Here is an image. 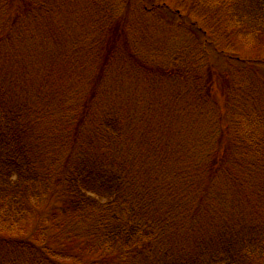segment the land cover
Returning a JSON list of instances; mask_svg holds the SVG:
<instances>
[{"label":"trees","instance_id":"1","mask_svg":"<svg viewBox=\"0 0 264 264\" xmlns=\"http://www.w3.org/2000/svg\"><path fill=\"white\" fill-rule=\"evenodd\" d=\"M150 1L0 0V264H264V115L210 65L160 112L188 74L138 50ZM167 9L264 45V0Z\"/></svg>","mask_w":264,"mask_h":264},{"label":"rangeland","instance_id":"2","mask_svg":"<svg viewBox=\"0 0 264 264\" xmlns=\"http://www.w3.org/2000/svg\"><path fill=\"white\" fill-rule=\"evenodd\" d=\"M152 3H156V5L161 3L162 7L157 9L154 15H147L140 23L134 25L137 26L134 33L137 34L136 38L139 42L138 50L146 59L152 62L166 64V68L169 67L176 71L185 70L188 74V78L184 81H170L165 82V85L163 84L164 86L169 85L171 91L168 93L164 86L158 91L160 96L155 98V103L152 102L154 106L157 104L159 111L164 112L167 105H171V92L177 86L181 87V90L185 93L184 87L192 86L193 76L210 65L221 75H231L237 81L239 89L244 91L242 95L244 103L240 107L251 110L252 106L264 115V45L258 42L246 46L235 38L225 40L224 37L226 38V36L220 34L222 37L219 35L215 36L217 38L213 37L212 45L203 46L202 37L196 36L188 29L191 26V19L186 20V17L172 14L167 9L168 6L173 7L179 4L182 6V0H151L149 4ZM193 16L192 20L197 16V13H194ZM169 25H173V27L171 26L174 30L173 33L167 30ZM206 25L209 28L216 25V23L207 22ZM193 29L196 31V27ZM221 50H224V53ZM140 81L134 84L137 97L147 104L151 98L145 88L148 85L154 89V85L152 82L143 84ZM128 98L126 97V101L129 100ZM192 99L193 97H190L186 102L190 103ZM180 104L184 103H176L180 109L184 110L185 107ZM189 105L193 106L192 103ZM186 116L191 118L192 109L185 110L178 117L179 123L182 125L181 132L184 129L185 133H190L182 124ZM162 119H164L163 116ZM162 119L156 121L162 122L164 121ZM162 129L163 131H161ZM158 130L160 133H167L162 124L158 127ZM53 158V154H51L47 160L52 161ZM32 226L30 224L27 231H30Z\"/></svg>","mask_w":264,"mask_h":264}]
</instances>
